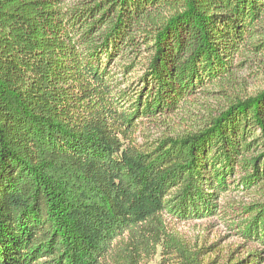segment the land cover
<instances>
[{
  "label": "trees",
  "instance_id": "16d2710c",
  "mask_svg": "<svg viewBox=\"0 0 264 264\" xmlns=\"http://www.w3.org/2000/svg\"><path fill=\"white\" fill-rule=\"evenodd\" d=\"M66 2L0 0V264H203L166 214L264 179V89L182 136L136 134L264 53V0ZM244 210L264 243V201Z\"/></svg>",
  "mask_w": 264,
  "mask_h": 264
},
{
  "label": "rangeland",
  "instance_id": "374dc122",
  "mask_svg": "<svg viewBox=\"0 0 264 264\" xmlns=\"http://www.w3.org/2000/svg\"><path fill=\"white\" fill-rule=\"evenodd\" d=\"M83 0H67L66 4L76 5ZM133 72L132 75H135ZM119 73L118 77H122ZM129 77V76H128ZM264 89V53L243 51L235 57L232 73L214 84L201 87L185 101L182 107L170 114L157 118H146L140 123L136 137L139 142H153L166 136H182L196 131L211 116L223 109L229 102L246 98ZM235 178V179H234ZM239 175L231 179V190L219 199V213L185 221L166 214V224L192 250H202L203 264H231L251 252H260L264 264V243L248 240L239 234V223L246 217L244 208L264 201V179L252 188H244L237 182ZM157 255L149 264H162ZM180 258L168 259L164 264H180ZM252 262H249L251 264Z\"/></svg>",
  "mask_w": 264,
  "mask_h": 264
}]
</instances>
